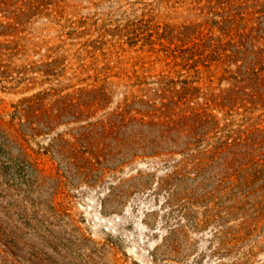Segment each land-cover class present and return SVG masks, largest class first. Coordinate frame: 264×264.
<instances>
[{"label":"trees","instance_id":"1","mask_svg":"<svg viewBox=\"0 0 264 264\" xmlns=\"http://www.w3.org/2000/svg\"><path fill=\"white\" fill-rule=\"evenodd\" d=\"M193 1H205L197 8L203 22L160 24L143 14L128 19L115 34L103 28L96 39L73 44H82L90 57L99 51L104 59L108 54L103 49L116 46L108 35L130 49L140 42L153 51L159 45L158 51L178 70H134L120 79L110 75V60L98 67L94 58L93 84L66 94L40 91L25 96L1 115L0 152L16 151L17 160L28 162L37 174L28 144L50 137L47 153L58 160L62 172L95 183L137 160L151 162L155 168L162 166L161 175L139 172L108 188V198L118 201L136 190H154L170 211L169 219L199 225L224 220L212 210L230 194L235 202L231 209L245 223H264V0ZM71 7L68 0H0V38H5L0 41V84L9 82L14 59L28 48L19 33L34 18L47 21L43 30L60 27L57 46L35 44L49 53L38 73L47 79L63 75L66 55L51 53H59L63 38L91 36L87 20L66 17ZM117 89L121 97L114 104ZM60 128L65 130L59 133ZM195 206L204 207L202 219L191 215ZM176 213L181 215L172 217ZM69 225L74 226L72 220ZM29 229L39 243L57 252L46 236ZM23 231L18 224L0 225V250L2 238L21 242ZM17 243L14 247L19 248ZM35 244L23 242L30 250L28 261L43 264L48 258L35 251ZM3 252L4 263L23 264L9 246Z\"/></svg>","mask_w":264,"mask_h":264},{"label":"rangeland","instance_id":"2","mask_svg":"<svg viewBox=\"0 0 264 264\" xmlns=\"http://www.w3.org/2000/svg\"><path fill=\"white\" fill-rule=\"evenodd\" d=\"M68 2L73 7L68 9L66 17L87 20L91 36L86 35L79 40L63 38L65 41L59 53H51V56L66 55L64 73L47 79L38 70L49 53L45 47L37 48L35 44L40 43L41 46L42 42H47L50 46H57L61 43L56 39L60 27L43 30L47 21L32 19L25 32L19 33L23 38L20 42L28 48L18 59H14L16 68L15 72H11L9 82L0 84V116L12 111L13 105L25 96L40 91L66 94L93 84L94 58L99 59L98 67L110 60V75H119L120 79H126L127 74L134 70L153 74L175 72L178 69L173 68L171 59L166 60L165 55L158 51L159 45H155L153 51L149 45L143 47L140 42L130 49L127 44L119 46L117 36L108 35V40H112L116 46L103 49L108 54L104 59L99 51L90 57L82 44H73L96 39L98 31L103 28L115 34L117 28H122L128 19L143 14L160 24L180 26L200 23L203 18L197 8L205 3L202 1L199 5L193 0ZM2 31L11 32L7 29ZM4 40V37L0 38V41ZM8 40H12V37ZM112 79L118 80L115 77ZM120 97V89H117L114 104ZM63 130L60 128L58 132ZM49 143L50 137H41L28 144L31 160L40 170L37 174L31 172L28 162L17 160L16 151L1 149L0 225L4 229L12 223L18 224L24 228L26 240L17 243L12 237L2 238L0 255L4 253L3 248L9 246L23 264H31L28 261L30 250L23 245L29 239V242L36 243L35 251H41L48 258L43 264H264V223H245L241 214L231 209L235 204L232 195L221 197L219 207L212 210V213L223 216L224 220L196 225L177 217L181 213L172 214V217H177L176 220L169 219L170 211L166 210L163 199L154 190H136L121 196L118 201L108 198V188L120 185L139 172L159 176L162 166L155 168L151 162L147 164L146 161L137 160L125 166L121 172L107 175L103 182L85 181L62 172L58 160L47 153ZM191 215L202 219L204 207L195 206ZM70 220L83 236L69 225ZM33 227L46 236L52 246L57 247V252L33 238V232L29 229ZM14 243L19 244V248L14 247ZM0 264L7 263L0 260Z\"/></svg>","mask_w":264,"mask_h":264}]
</instances>
